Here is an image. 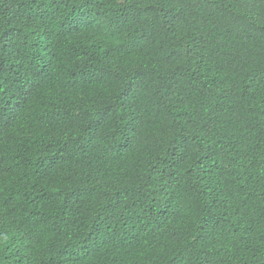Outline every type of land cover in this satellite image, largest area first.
I'll return each instance as SVG.
<instances>
[{"label":"trees","instance_id":"16d2710c","mask_svg":"<svg viewBox=\"0 0 264 264\" xmlns=\"http://www.w3.org/2000/svg\"><path fill=\"white\" fill-rule=\"evenodd\" d=\"M0 264H264V0H0Z\"/></svg>","mask_w":264,"mask_h":264}]
</instances>
